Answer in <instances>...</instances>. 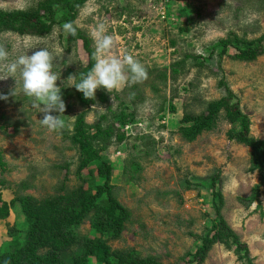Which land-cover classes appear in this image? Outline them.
I'll return each instance as SVG.
<instances>
[{
    "label": "rangeland",
    "instance_id": "374dc122",
    "mask_svg": "<svg viewBox=\"0 0 264 264\" xmlns=\"http://www.w3.org/2000/svg\"><path fill=\"white\" fill-rule=\"evenodd\" d=\"M39 1L0 0V12L25 11ZM159 4L158 0H87L79 9L76 26L91 40L90 33L101 25L104 34L112 36L107 57L122 61L130 54L147 72L146 79H126L111 93L97 89L94 104L88 107L80 104L72 86L75 79L69 77L76 78L86 57L80 43L66 44L63 24H55L43 36L0 34V48L7 53L0 59V95L7 96L0 100V208L8 210V216L0 219V247L10 241L7 229L24 224L18 197L43 200L62 194L63 185L74 189L80 184L74 176L77 154L69 138L76 115L86 110V124L105 127L113 115L134 112L129 125L132 138L119 145L112 138L102 153L114 166V194L130 212L125 230L109 242L111 248L133 250L161 264H182L217 222L210 187L219 174L220 215L237 241L246 245L251 264H264V219L260 217L264 169H253L252 150L229 139L237 124L221 110L214 128L193 141L179 133L187 116L205 113L212 102L225 96L220 85L224 80L238 98L241 113L251 121L250 135L264 141V54L241 62L228 57L233 54L230 50L221 65L217 54L209 58L210 47L230 34L248 41L264 34V0H171L163 20L156 9ZM39 48L52 57V71L65 103L61 118L66 126L54 131L41 126L43 113L23 94L19 69L9 71L17 57ZM176 64L180 73L171 76ZM163 72L168 77L165 83L158 77ZM101 95L106 103H100ZM169 102L174 112L169 111ZM101 115L106 121H101ZM141 135L149 140L135 138ZM135 163L141 167L138 173L131 169ZM131 175L135 179H129ZM253 197L256 201L249 202ZM75 230L79 236L91 234L89 219ZM200 264L248 262L229 241L212 244Z\"/></svg>",
    "mask_w": 264,
    "mask_h": 264
},
{
    "label": "trees",
    "instance_id": "16d2710c",
    "mask_svg": "<svg viewBox=\"0 0 264 264\" xmlns=\"http://www.w3.org/2000/svg\"><path fill=\"white\" fill-rule=\"evenodd\" d=\"M86 1L40 0L35 7L25 11L0 12V34L13 32L19 35L43 36L49 34L55 24L64 25L66 22H72L77 31L74 36L66 33V44L72 46L80 43L86 57V65L76 74V83L80 74H86L95 63L92 40L75 23L79 9ZM183 31L185 30H181ZM230 35L210 47L209 58L212 59L213 55L217 54L219 65L222 56H227L230 50L233 54L228 57L241 62L254 61L264 54V34L255 41L245 40L236 34ZM179 73L178 64L173 65L171 76ZM158 77L164 80L163 83L168 78L165 72L158 74ZM220 85L224 87L225 96L212 102L205 113L187 116L184 120L185 125L179 128V133L187 141H193L201 133L214 128L215 118L223 110L227 119L238 126V130L231 134L229 139L249 147L252 150V168L258 167L263 170L264 141L250 135L251 121L241 113L238 98L229 90L224 80ZM74 89L81 105L88 107L94 104L93 99H85L81 92L75 87ZM99 101L102 104L106 103L107 98L101 95ZM168 106L170 112L175 111L171 102ZM85 115L86 110L76 115L69 136L71 147L77 154L74 176L80 184L74 189H66L63 185L62 194L43 200L29 196L18 197L25 221L20 227L7 229L10 241L0 247V264L4 262L6 264H161L150 256L141 257L133 250H113L109 245L110 241L118 239L125 230L126 224L130 221V212L114 194L111 185L114 166L104 159L102 153L111 145L112 138L118 145L132 138V129L125 130V127L134 122L135 113L113 115L112 121H109L105 127L100 123L86 124ZM100 119L102 122L106 121V116L101 115ZM138 137L141 142L149 140L148 136L141 135L135 138ZM131 169L132 172L138 173L141 167L135 163ZM67 176L68 173L65 179ZM129 179H135L134 175ZM218 179L219 174L213 178L210 187L217 222L203 237H200V246L190 258L181 260L182 264H193L194 261L200 264L212 244L229 241L239 252L243 251L248 264L252 263L246 245L237 241L220 215L222 196L218 190ZM255 201L254 197L249 200L251 203ZM7 216L8 210L2 206L0 219H5ZM260 217L264 219V214L261 213ZM85 219L90 221L91 234L79 236L75 229Z\"/></svg>",
    "mask_w": 264,
    "mask_h": 264
},
{
    "label": "clouds",
    "instance_id": "9594fccd",
    "mask_svg": "<svg viewBox=\"0 0 264 264\" xmlns=\"http://www.w3.org/2000/svg\"><path fill=\"white\" fill-rule=\"evenodd\" d=\"M63 30L73 36L77 31L72 22H66ZM90 36L95 46L93 52L95 63L86 74H80L78 82L72 84L85 99H95L96 90L100 88L111 93L126 79L133 82L146 79L145 67L132 55L125 54L122 61L119 58H109L105 55L112 48L114 41L111 35L104 34L102 25L92 31ZM6 56V51L0 48V59ZM17 69L21 77L23 94L30 99L32 107L39 109V113H43V117L39 119L41 126L52 131L64 128L66 122L61 117L65 111V103L61 97V88L56 83L57 76L52 71V57L49 51L39 48L31 55L27 53L20 55L9 66V71L12 73H15ZM125 70L128 73L127 77ZM69 77L75 79V77ZM12 94H15V89ZM6 99V95H0V100ZM54 112L59 115H53Z\"/></svg>",
    "mask_w": 264,
    "mask_h": 264
},
{
    "label": "built area",
    "instance_id": "2783aa9c",
    "mask_svg": "<svg viewBox=\"0 0 264 264\" xmlns=\"http://www.w3.org/2000/svg\"><path fill=\"white\" fill-rule=\"evenodd\" d=\"M158 1L160 2V4H159L160 7L156 8V9L159 10V18H161L163 20L167 16V12H166L165 8L168 6V3H170L171 0H158ZM156 12H158V11H156ZM125 130H129V126H126Z\"/></svg>",
    "mask_w": 264,
    "mask_h": 264
}]
</instances>
